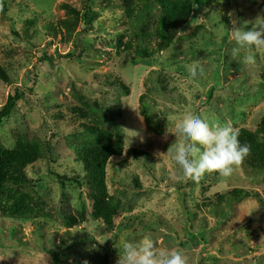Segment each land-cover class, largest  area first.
<instances>
[{"label": "rangeland", "instance_id": "374dc122", "mask_svg": "<svg viewBox=\"0 0 264 264\" xmlns=\"http://www.w3.org/2000/svg\"><path fill=\"white\" fill-rule=\"evenodd\" d=\"M188 1L170 39L158 0H0V111L21 95L0 122V149L36 157L24 183L0 188V264H117L122 241L145 235L186 264H264V163L186 179L168 133L189 113L260 127L264 49L255 66L231 49L232 20L250 29L264 0ZM193 63L203 77H190ZM84 124L123 134L104 175L110 224L82 161L95 140Z\"/></svg>", "mask_w": 264, "mask_h": 264}, {"label": "clouds", "instance_id": "9594fccd", "mask_svg": "<svg viewBox=\"0 0 264 264\" xmlns=\"http://www.w3.org/2000/svg\"><path fill=\"white\" fill-rule=\"evenodd\" d=\"M257 20L259 23L250 29L235 27L237 21L232 20L235 46L231 55L237 59L244 50L243 63L248 66L257 64L254 50L264 49V17ZM187 72L194 79L204 75L203 68L197 63L187 66ZM168 133L175 136L171 145L172 158L186 179L198 180L212 172L230 177L251 151L250 145L240 143L238 132L233 127L211 125L192 113L186 114ZM117 264H186V258L181 251L157 249L155 240L145 235L140 239L126 238L122 241Z\"/></svg>", "mask_w": 264, "mask_h": 264}, {"label": "trees", "instance_id": "16d2710c", "mask_svg": "<svg viewBox=\"0 0 264 264\" xmlns=\"http://www.w3.org/2000/svg\"><path fill=\"white\" fill-rule=\"evenodd\" d=\"M164 7L168 8V24L162 26L163 31L161 35L166 38L171 39L168 29L170 25L176 23L184 24L190 18L191 14V4L188 0L175 2L174 0H158ZM68 11L75 10L73 6L65 4ZM128 10H131L128 8ZM170 41V40H169ZM20 94L16 93L9 97V101L6 106L0 111V122H2L4 116L8 115L14 108L17 100L20 98ZM84 131L86 133L95 135L94 145L85 149L83 152L82 161L87 170L88 177L91 178L92 184H90L93 189V196L97 198L98 210L103 213L104 220L107 224L112 223V213L110 212L107 203H103L107 195L105 190L104 175L106 172V165L112 156H121L124 151L123 134L119 131L112 132L109 129L103 127L86 125L84 124ZM238 138L241 144L250 145L251 150L259 146L256 153L250 154L245 158L250 165H261L264 163V121L261 123L260 127L256 131L249 130L247 128H240L237 130ZM263 148V149H260ZM35 155L32 152L23 153L20 150L8 151L5 149H0V188L8 187V182L13 184H22L26 180L24 179V169L25 166L31 161L35 160ZM244 159V160H245ZM20 184V185H21ZM106 191V192H105ZM234 191V190H233ZM237 192V191H236ZM101 193V194H100ZM247 193L241 194V197L246 196ZM233 198V197H231ZM240 197L236 195L234 199H239ZM221 199V197H220ZM219 199V200H220ZM221 201V200H220ZM116 208V205H111ZM20 207V208H19ZM13 208L16 209V213L24 214L20 204H13ZM19 208V209H18ZM108 210H107V209ZM58 256V255H56Z\"/></svg>", "mask_w": 264, "mask_h": 264}]
</instances>
